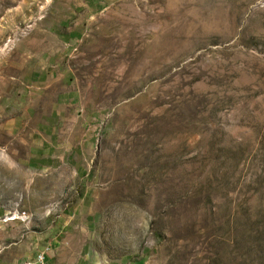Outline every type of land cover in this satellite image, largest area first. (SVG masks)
Returning a JSON list of instances; mask_svg holds the SVG:
<instances>
[{"label":"rangeland","instance_id":"1","mask_svg":"<svg viewBox=\"0 0 264 264\" xmlns=\"http://www.w3.org/2000/svg\"><path fill=\"white\" fill-rule=\"evenodd\" d=\"M65 224L90 264H264V0H0V244Z\"/></svg>","mask_w":264,"mask_h":264},{"label":"crops","instance_id":"2","mask_svg":"<svg viewBox=\"0 0 264 264\" xmlns=\"http://www.w3.org/2000/svg\"><path fill=\"white\" fill-rule=\"evenodd\" d=\"M65 226L61 225V231L45 244L39 241L30 244L19 240L1 241L0 264H21L38 254L44 255L46 264H90L86 244L72 241Z\"/></svg>","mask_w":264,"mask_h":264},{"label":"built area","instance_id":"3","mask_svg":"<svg viewBox=\"0 0 264 264\" xmlns=\"http://www.w3.org/2000/svg\"><path fill=\"white\" fill-rule=\"evenodd\" d=\"M21 264H46L44 255L43 254H38L35 258L26 260L22 262Z\"/></svg>","mask_w":264,"mask_h":264},{"label":"bare ground","instance_id":"4","mask_svg":"<svg viewBox=\"0 0 264 264\" xmlns=\"http://www.w3.org/2000/svg\"><path fill=\"white\" fill-rule=\"evenodd\" d=\"M10 219V218H9ZM9 219H7V220H9ZM15 218H11L10 220H14Z\"/></svg>","mask_w":264,"mask_h":264}]
</instances>
